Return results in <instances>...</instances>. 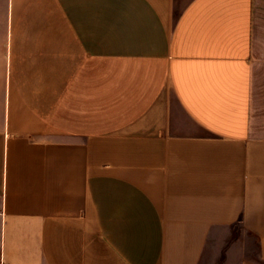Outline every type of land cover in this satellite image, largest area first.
<instances>
[{
	"label": "crops",
	"instance_id": "crops-1",
	"mask_svg": "<svg viewBox=\"0 0 264 264\" xmlns=\"http://www.w3.org/2000/svg\"><path fill=\"white\" fill-rule=\"evenodd\" d=\"M264 264V0H0V264ZM228 245V244H227Z\"/></svg>",
	"mask_w": 264,
	"mask_h": 264
},
{
	"label": "rangeland",
	"instance_id": "rangeland-1",
	"mask_svg": "<svg viewBox=\"0 0 264 264\" xmlns=\"http://www.w3.org/2000/svg\"><path fill=\"white\" fill-rule=\"evenodd\" d=\"M223 234H219L216 238L211 239L207 246L209 251L207 264H218L224 259L226 249L229 248L235 256L247 255L254 257L256 253V244L247 239L242 231H232V235L228 237V245H224L223 241L226 239Z\"/></svg>",
	"mask_w": 264,
	"mask_h": 264
}]
</instances>
